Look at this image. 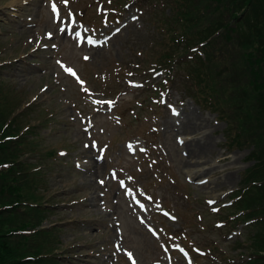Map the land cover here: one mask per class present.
I'll use <instances>...</instances> for the list:
<instances>
[{
  "label": "rangeland",
  "instance_id": "1",
  "mask_svg": "<svg viewBox=\"0 0 264 264\" xmlns=\"http://www.w3.org/2000/svg\"><path fill=\"white\" fill-rule=\"evenodd\" d=\"M160 1L122 0L101 18V0H0V83L13 91L4 103L32 106L21 127H33L43 151L28 154L43 172L35 218L58 264H226L224 255L246 254L233 241L249 231L229 232L224 217L251 148L229 149L225 122L184 90V77L164 83L149 67ZM187 114L207 132L200 175L187 170L176 130ZM183 238L196 262L178 250Z\"/></svg>",
  "mask_w": 264,
  "mask_h": 264
},
{
  "label": "trees",
  "instance_id": "2",
  "mask_svg": "<svg viewBox=\"0 0 264 264\" xmlns=\"http://www.w3.org/2000/svg\"><path fill=\"white\" fill-rule=\"evenodd\" d=\"M160 3L152 53L157 52L149 67L164 72L166 83L184 77V90L225 122L229 149L251 148L248 158L254 163L241 173L224 217L230 231L241 224L243 235L249 231L233 241L245 244V259L223 258L226 264H264V0ZM182 64L185 71L176 75ZM10 94L13 91L0 83V264H58L56 253L43 244L47 232L35 218L37 208L43 207L38 194L43 172L42 164L29 161L28 154L43 151L32 140L33 127H21L32 106L5 104ZM55 152L48 148L46 155L56 157Z\"/></svg>",
  "mask_w": 264,
  "mask_h": 264
},
{
  "label": "bare ground",
  "instance_id": "3",
  "mask_svg": "<svg viewBox=\"0 0 264 264\" xmlns=\"http://www.w3.org/2000/svg\"><path fill=\"white\" fill-rule=\"evenodd\" d=\"M20 1V0H19ZM22 1V0H21ZM15 2V1H14ZM13 2V4H14ZM22 4V3H21ZM179 120V119H178ZM179 127L176 129L177 131H180L184 134V137H181V139H184V141L188 142L186 145H184L183 149L190 150L191 158L186 161L187 170H194V174L200 175L205 172V169L201 168L200 162H203L202 158L206 154L207 151V145H206V128L204 123V118L197 117L192 114H187L184 117L183 122L178 121ZM205 129V130H204ZM200 130H203L202 137L195 141L194 144H191L193 139L189 137V135L198 132ZM202 141V142H201ZM192 148V150H191ZM202 160V161H201ZM201 168V169H199ZM201 180L204 178H200ZM203 182V181H202Z\"/></svg>",
  "mask_w": 264,
  "mask_h": 264
},
{
  "label": "snow or ice",
  "instance_id": "4",
  "mask_svg": "<svg viewBox=\"0 0 264 264\" xmlns=\"http://www.w3.org/2000/svg\"><path fill=\"white\" fill-rule=\"evenodd\" d=\"M63 2H64L65 4H67V3H68V0H63ZM52 7H53V10L55 11V10H56V4L53 3V4H52ZM133 19H135V17H134ZM135 86H142V85H135ZM161 102H164V101L162 100ZM174 114L178 115V113L175 112V111H174ZM93 146H94V145H93ZM85 147H89V145H85ZM129 255H131V254H129Z\"/></svg>",
  "mask_w": 264,
  "mask_h": 264
}]
</instances>
